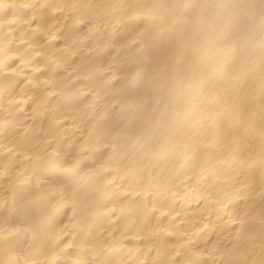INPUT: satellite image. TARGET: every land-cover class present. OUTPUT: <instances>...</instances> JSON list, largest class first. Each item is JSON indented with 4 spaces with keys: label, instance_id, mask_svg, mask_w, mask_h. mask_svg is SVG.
Listing matches in <instances>:
<instances>
[{
    "label": "bare ground",
    "instance_id": "1",
    "mask_svg": "<svg viewBox=\"0 0 264 264\" xmlns=\"http://www.w3.org/2000/svg\"><path fill=\"white\" fill-rule=\"evenodd\" d=\"M0 264H264V0H0Z\"/></svg>",
    "mask_w": 264,
    "mask_h": 264
},
{
    "label": "clouds",
    "instance_id": "2",
    "mask_svg": "<svg viewBox=\"0 0 264 264\" xmlns=\"http://www.w3.org/2000/svg\"><path fill=\"white\" fill-rule=\"evenodd\" d=\"M195 87H196V85H195V84H193V85H192V88L194 89Z\"/></svg>",
    "mask_w": 264,
    "mask_h": 264
}]
</instances>
